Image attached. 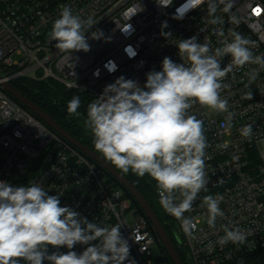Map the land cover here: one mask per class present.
I'll list each match as a JSON object with an SVG mask.
<instances>
[{"label":"built area","instance_id":"2783aa9c","mask_svg":"<svg viewBox=\"0 0 264 264\" xmlns=\"http://www.w3.org/2000/svg\"><path fill=\"white\" fill-rule=\"evenodd\" d=\"M187 3L171 0V6L164 7L156 0H0V180L13 186L39 183L49 195L59 196L61 206L72 207L90 222L109 228L120 224L136 264H152L148 258L158 245L147 217L100 166L22 107L4 85L19 78L52 80L67 90L84 93L91 103L120 76L143 86L149 71L161 70L165 56L176 63L186 62L181 60L177 45L194 35L199 43L207 39L214 51L223 46L222 40L231 42L230 32H236L252 42L249 47L254 55L264 56V0H234L228 13L221 5L215 16L223 23L218 24L209 23L214 17L208 15L207 0L195 9L182 8ZM65 6L82 19L91 17L97 22L86 36L99 29L110 42L89 38L88 52L58 50L50 32ZM181 14L182 19L173 18ZM232 15L239 19L238 24L231 22ZM165 21L168 27L163 30L172 33L167 39L160 34ZM128 24L132 30L124 33ZM221 29L223 37L218 34ZM230 60L231 56L225 55L221 68ZM254 70L256 78L250 81ZM222 84L220 95L228 101V112L199 103L188 110L189 115L203 121L208 144L207 191H201L192 211L184 213L196 224L192 235H186L181 221L165 212L188 264H229L264 249V68L257 64L234 68ZM249 93L251 99L247 98ZM229 112L231 126L222 127ZM248 124L252 134L245 137L240 130ZM220 179L222 184L217 183ZM207 195L222 197L219 207L225 215L216 218L215 227L207 223L203 202ZM222 226L245 230L246 241L221 246ZM86 247L77 244L72 251L79 254ZM53 251L56 249L49 246V254ZM59 251L69 250L62 247ZM165 257L163 254L157 264H167Z\"/></svg>","mask_w":264,"mask_h":264},{"label":"clouds","instance_id":"9594fccd","mask_svg":"<svg viewBox=\"0 0 264 264\" xmlns=\"http://www.w3.org/2000/svg\"><path fill=\"white\" fill-rule=\"evenodd\" d=\"M234 0H207L208 15L214 17L211 24L223 23L215 16L222 5L228 13ZM160 6H171V0H156ZM205 0H188L187 9H195ZM182 19L183 14L174 16ZM231 22L240 21L235 16ZM95 23L91 17L82 19L73 14L71 7L61 9L50 32V40L61 52H88V39H104L102 30L85 33ZM167 22H162L161 36H172L165 32ZM132 26L122 30L129 33ZM223 37V30H218ZM233 37L221 41L222 47L214 51L210 42L197 41L194 35L181 39L177 45L182 63L165 56L160 71L146 74V83L118 77L103 89L101 95L87 108L86 127L94 137L95 150L103 158L124 173L132 171L139 177L149 175L156 181L159 203L166 213L181 221L188 236L196 229L192 218L185 212L192 211L193 202L201 191H207L209 183L205 157L208 147L204 134V123L188 110L199 103L217 112H228L227 99L221 98L222 80L246 64H257L264 68V56H256L250 49L252 42L236 32ZM130 51V49H128ZM230 55V62L221 68V59ZM114 67V65H113ZM255 70L250 81L256 78ZM252 94L248 97L251 99ZM81 99L74 96L67 105L69 115H77ZM232 114L227 123L231 126ZM241 134L250 137L252 125L241 128ZM220 179L217 183H223ZM222 197L207 195L203 202L207 206L210 227H215L217 217H224L219 207ZM224 235L218 243L243 244L247 239L245 230L222 226ZM132 239V237H131ZM98 241V242H97ZM97 242V243H93ZM87 245L81 253L72 251L77 245ZM51 246L56 251L49 254ZM69 251L61 252L60 248ZM143 251L144 249L141 248ZM136 264L130 258L129 239L121 232V225L100 226L70 206H61L59 196L49 195L39 183L29 186H13L0 180V264Z\"/></svg>","mask_w":264,"mask_h":264},{"label":"trees","instance_id":"16d2710c","mask_svg":"<svg viewBox=\"0 0 264 264\" xmlns=\"http://www.w3.org/2000/svg\"><path fill=\"white\" fill-rule=\"evenodd\" d=\"M12 85L25 97L30 99L45 113L52 117L61 127L66 129L74 137L78 138L83 145L97 152L93 143L94 137L91 133V130L86 127L85 123L87 120V108L90 104V101L84 93L75 90H67L64 88V86L52 80L40 81L28 78H19L14 80ZM74 96L80 97L81 104L77 110V115H69L67 112V105ZM97 153L102 156L101 153ZM116 169L143 194L168 232L177 252L183 260V263L188 264L186 254L183 250L178 248L173 231L171 229L172 226L168 223L169 219L167 218L164 209L159 203L154 180L147 174L144 177H139L132 171L124 173L120 169ZM109 179L116 187H120L119 184L110 177ZM161 250L163 254H165V259H167L168 263L170 262L169 264H172L163 248ZM229 264H264V249L256 251L252 254L241 256Z\"/></svg>","mask_w":264,"mask_h":264},{"label":"water","instance_id":"95a60500","mask_svg":"<svg viewBox=\"0 0 264 264\" xmlns=\"http://www.w3.org/2000/svg\"><path fill=\"white\" fill-rule=\"evenodd\" d=\"M4 88L10 94V96L14 100H16L22 107L26 108L37 118L42 120L49 128L57 132V134L63 140L71 144L73 147L77 148L83 155L95 162L104 170L108 177L118 183L121 189L124 190V192L131 198V200L139 207L141 213L146 216L151 223L156 235L158 236V245L166 252L171 263L184 264L181 256L175 248L173 241L171 240L162 222L159 220L157 214L149 205L143 194L127 178H125L114 166H112L97 152L83 145L78 138L74 137L66 129L61 127L52 117L45 113L30 99L25 97L12 84L7 83L4 85Z\"/></svg>","mask_w":264,"mask_h":264},{"label":"rangeland","instance_id":"374dc122","mask_svg":"<svg viewBox=\"0 0 264 264\" xmlns=\"http://www.w3.org/2000/svg\"><path fill=\"white\" fill-rule=\"evenodd\" d=\"M130 221H133L132 218L129 219ZM177 241L180 242V236L177 235ZM163 253L161 248L156 245L151 249V256L148 258L149 261H151L152 264H157L159 260L161 259Z\"/></svg>","mask_w":264,"mask_h":264}]
</instances>
